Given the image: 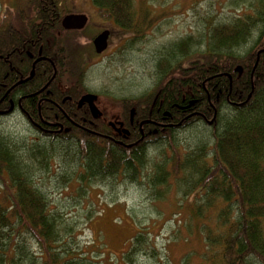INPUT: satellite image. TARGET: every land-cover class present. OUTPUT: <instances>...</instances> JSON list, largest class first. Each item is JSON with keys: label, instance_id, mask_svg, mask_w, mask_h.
Returning a JSON list of instances; mask_svg holds the SVG:
<instances>
[{"label": "trees", "instance_id": "16d2710c", "mask_svg": "<svg viewBox=\"0 0 264 264\" xmlns=\"http://www.w3.org/2000/svg\"><path fill=\"white\" fill-rule=\"evenodd\" d=\"M32 2L31 14L23 12L19 18L13 17V22L8 17L4 21V17L0 24V53L10 52L17 61L12 58L9 63L21 68L24 77L35 68L34 78L22 85L20 93L53 83L57 108L44 109L48 120L64 121L69 126L67 120L71 119L70 125L76 131L42 135L64 146L69 142L76 144L82 156L79 167L83 180L97 177L142 182L147 152L157 145L170 144L172 155L155 166L152 176L148 174V183L156 198L163 199L171 186L170 179L179 183L178 177L183 175L185 209L190 218L185 227L188 233L196 231L204 237L206 252L201 255L205 261L202 264H264V32L245 53L240 52L257 28L255 22L264 24V5L256 17L212 27L206 49L197 52L208 60L192 61L189 67L180 69L176 62L166 64L161 59L160 77H170L169 81L152 96L122 100L124 127L130 130L124 131L122 141H113L91 133L97 130L110 134V129L103 123H91L93 119L86 108L78 109L82 95L91 93L84 84V69L71 59L59 58V53L65 55L67 46L58 33L63 32V17L70 13L62 5L65 0ZM92 2L104 18L113 20L124 31L146 28V16L137 14L134 0ZM185 44L181 45L182 50ZM61 46L64 47L59 49ZM40 50L51 63L36 64L28 58L27 52H32L37 59ZM190 55L185 50L181 56L185 59ZM68 69L71 86L66 91L63 80ZM67 96L71 105L63 104ZM163 98L167 99L164 103ZM63 110L70 118L64 117ZM54 111L59 114L54 115ZM80 114L83 115L79 117ZM36 115L41 123L39 109ZM164 116L177 119H166L168 123H181L167 127L162 121ZM75 123L87 129L82 132ZM204 123L210 125L208 130L212 133L207 142L190 151L174 145L177 131L193 125L203 127ZM40 155L50 166V155L43 151ZM16 160L13 149L1 137L0 264H17L16 256L23 249L19 240L25 236L23 232L32 235L39 248L40 257L35 264H100L85 251L77 256L71 249L63 250L66 235H71L73 229L64 227L60 213L49 208L46 196L32 185L27 170ZM147 245L145 234L140 231L123 260L133 262L132 256Z\"/></svg>", "mask_w": 264, "mask_h": 264}, {"label": "rangeland", "instance_id": "374dc122", "mask_svg": "<svg viewBox=\"0 0 264 264\" xmlns=\"http://www.w3.org/2000/svg\"><path fill=\"white\" fill-rule=\"evenodd\" d=\"M32 1L0 0V24L5 16L4 21L8 17L13 22V17L19 18L23 12L31 14ZM62 5L70 14L89 18L86 28L70 35L71 41L77 40L72 51L80 68L84 69L85 87L99 96V105L108 113L120 114L125 106L122 100L130 101L128 99L144 94L152 96L169 81L170 77H160L161 59H165L166 64L176 62V68L180 69L189 67L192 61L208 60L197 52L206 49L211 28L256 17L264 0H134L137 14L146 16V28L142 31L122 30L113 20L104 18L92 0H65ZM255 23L257 28L242 45V54L264 32V24ZM106 30L112 32L109 48L99 55L94 50L93 40ZM185 50L191 55L183 59L181 55ZM173 77L175 73L171 79ZM205 125L177 131L174 145L179 150L190 151L207 142L212 133L208 130L210 125ZM1 137L13 149L16 161L27 170L32 185L46 196L49 208L60 213L64 227L73 229V233L65 237L67 244L63 250L71 249L77 256L85 251L100 264L205 262L201 256L206 252L203 235L196 231L190 234L185 227L190 218L185 209L183 175L178 177L179 183L173 177L170 179L171 186L163 199L156 198L148 183V174L152 176L155 166L172 155L170 144L157 145L147 152L142 182L97 177H87L85 181L79 167L82 156L76 144L69 142L64 146L49 140L22 115L0 118ZM40 151L50 155V166L41 158ZM160 189L164 192V187ZM140 231L148 242L144 249L152 248L151 252H143V249L132 256L133 262L124 261L123 254L130 250L132 239ZM23 234L25 236L19 239L23 249L16 256L17 264H35L40 257L39 248L32 235ZM153 248L157 250L156 255Z\"/></svg>", "mask_w": 264, "mask_h": 264}, {"label": "flooded vegetation", "instance_id": "af4514ba", "mask_svg": "<svg viewBox=\"0 0 264 264\" xmlns=\"http://www.w3.org/2000/svg\"><path fill=\"white\" fill-rule=\"evenodd\" d=\"M14 18L17 19L16 17ZM62 21H61V27L63 28ZM88 22H89V18H88ZM75 32H78V30H66L64 28H63V32L62 31L58 32L59 36H61V38L63 39V43L67 44V46H65L66 48V53H64L65 55L59 53V58L64 57L65 59H71L73 62H75L77 66L80 67V63H78V60L72 51V48L76 44L77 40L76 39H74V41L70 40L72 39V36L70 35H73V33ZM111 34L112 32H110V37H111ZM62 47L64 46L59 47V49H62ZM27 53H28V58L32 59L33 62H35L36 64L41 61H45V62L49 61L51 63L50 60H47V58L43 57L44 55H42V50H40L39 57L37 59H34V57H36L34 53L32 52H27ZM12 58L14 57L10 54V52H8V54H5L4 52L0 53V118L10 119V118H13L16 114H20L28 121L30 125L34 127V129L37 132L40 129L38 133H41V134H43V132L56 134V133L62 132L63 130H65L67 134H71L73 131L76 132L75 130H73L72 125H70L71 123H73L71 119L67 120V123L69 124V126L64 121L52 122L48 120L49 118L47 116V113L44 111V109L53 111V108L55 107L57 108V103L55 99L56 89L52 83L54 82L57 72L55 71V75H53L51 79V83L53 86L52 85L49 86L48 84H46V85H43L39 90L38 88L32 89L30 87L28 90L24 91L23 93H20V91L23 89L22 85L34 78L35 63L32 66V69L33 68L34 69L30 73V75L27 77H24V75L21 72V68H16L17 66H15V64L13 66L11 63H9V60H11ZM14 60L16 59L14 58ZM68 71L69 69L66 70V73L64 75V80H63L64 86L66 87L65 89L66 91L71 86V77H69L70 73H68ZM72 72H74V70ZM58 88L61 89L63 87H60V85H58ZM88 93L89 92L85 93L84 95ZM84 95H82V97ZM70 99L71 98L67 96L65 101H63V104L66 105L67 103L68 105H71L69 103L71 101ZM99 100L100 99L98 96L96 105L98 109L102 112V116L98 118L93 117L90 107L87 104L79 107L80 100L78 101V109L86 108L89 111L93 119V120H90L91 123H98V122L103 123L107 125L110 129V134L101 133V132H98L97 130H92L91 133H94L95 135H97V137H105L113 141H122L124 139V136L126 135L124 131L126 129L130 130L124 127L125 122H124V117L122 113L120 114H117V113L115 114L114 112L111 114L108 113L106 109L102 108L99 105ZM165 100L167 101L166 98H163L162 102L164 103ZM32 108L36 110L32 111ZM38 109H39V114L41 117V123L37 121L36 113ZM177 109L179 110V108ZM62 113L64 117L70 118L68 113L65 112L64 110ZM58 114L59 113H56L54 111V115H58ZM82 115L83 114H80L79 117H81ZM163 119L164 120L162 121L164 122V125L167 127L170 125L176 126L181 123V121L174 123L177 120L176 118L174 119V118L165 117ZM166 119H170L171 121H174V122L168 123L166 122ZM132 123H133V120H132ZM75 125L77 129H79L82 132H84L87 129L85 128L84 125L82 126L77 123H75Z\"/></svg>", "mask_w": 264, "mask_h": 264}, {"label": "water", "instance_id": "95a60500", "mask_svg": "<svg viewBox=\"0 0 264 264\" xmlns=\"http://www.w3.org/2000/svg\"><path fill=\"white\" fill-rule=\"evenodd\" d=\"M88 24V17L86 15H73L68 14L63 18L62 26L66 30H83ZM110 31L106 30L99 34L93 40L94 50L97 54L101 55L107 51L109 47ZM239 72L242 71L241 67L237 69ZM98 96L93 93L84 95L79 101V107L87 104L90 107L91 113L94 118L102 116V112L98 109L96 101ZM127 133V132H126Z\"/></svg>", "mask_w": 264, "mask_h": 264}]
</instances>
